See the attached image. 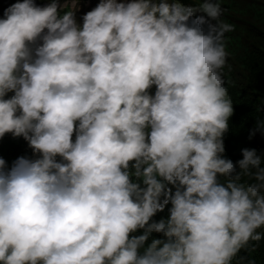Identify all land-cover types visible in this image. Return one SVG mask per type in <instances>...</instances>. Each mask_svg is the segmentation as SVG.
<instances>
[{
	"label": "clouds",
	"instance_id": "clouds-1",
	"mask_svg": "<svg viewBox=\"0 0 264 264\" xmlns=\"http://www.w3.org/2000/svg\"><path fill=\"white\" fill-rule=\"evenodd\" d=\"M78 5L0 19V138L37 156L0 158V264H232L264 239V167L223 158L219 0H100L82 26Z\"/></svg>",
	"mask_w": 264,
	"mask_h": 264
},
{
	"label": "trees",
	"instance_id": "trees-1",
	"mask_svg": "<svg viewBox=\"0 0 264 264\" xmlns=\"http://www.w3.org/2000/svg\"><path fill=\"white\" fill-rule=\"evenodd\" d=\"M84 1L88 0H79L78 6ZM95 1L91 0L90 4L93 5ZM15 2L18 0H0V19L3 18L4 9ZM34 2L43 7L51 0H34ZM63 2L64 0H60V3ZM99 2L100 0H97L94 3L93 9ZM180 2L185 6L191 3L199 5L201 0H180ZM219 3L223 9L219 22L234 26L233 31L225 33L227 59L221 69L224 86L228 89V97L233 103V114L228 119V130L222 137L225 148L223 158L235 164L243 158L241 154L243 149H255L257 155L261 157V166L264 167V146L255 140L264 139V128L259 127L264 126V0H219ZM80 12H76V21L82 26V15H78ZM193 19L195 16L190 18L189 24ZM154 93L153 86L150 94L154 95ZM11 95L12 93H9L5 98H10ZM21 156L29 159L37 158L22 137L14 138L11 134H6L0 138V158L5 160L7 169H10L13 162ZM218 179L220 182L225 180L224 177ZM170 207L171 204L166 205L164 210L156 213L149 223L159 222L161 219L167 220ZM142 234L143 229H140L130 235ZM151 239L165 238L161 234L153 233L146 241L145 247ZM241 257L244 258L242 261ZM232 264H264V239L259 242L249 241L248 245L234 257Z\"/></svg>",
	"mask_w": 264,
	"mask_h": 264
},
{
	"label": "rangeland",
	"instance_id": "rangeland-1",
	"mask_svg": "<svg viewBox=\"0 0 264 264\" xmlns=\"http://www.w3.org/2000/svg\"><path fill=\"white\" fill-rule=\"evenodd\" d=\"M90 1L91 0L84 1L82 4H80L81 6H78L77 12L81 11L78 15H82V17H83L84 14H86L88 11H91L93 9V5L97 0L93 3V5L90 4ZM118 2H119V0H118ZM123 2L128 3V2H131V0H123ZM255 140L258 141V143H260L262 146H264V141H263L264 139L256 138Z\"/></svg>",
	"mask_w": 264,
	"mask_h": 264
}]
</instances>
